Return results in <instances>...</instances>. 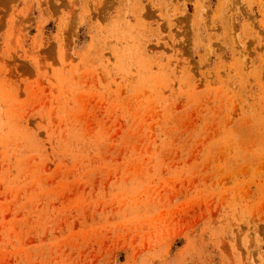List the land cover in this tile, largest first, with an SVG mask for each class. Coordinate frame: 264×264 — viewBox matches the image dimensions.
Masks as SVG:
<instances>
[{
  "label": "rangeland",
  "instance_id": "1",
  "mask_svg": "<svg viewBox=\"0 0 264 264\" xmlns=\"http://www.w3.org/2000/svg\"><path fill=\"white\" fill-rule=\"evenodd\" d=\"M0 264H264V0H0Z\"/></svg>",
  "mask_w": 264,
  "mask_h": 264
}]
</instances>
